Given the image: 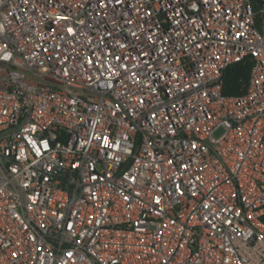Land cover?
Wrapping results in <instances>:
<instances>
[{
    "label": "built area",
    "instance_id": "2783aa9c",
    "mask_svg": "<svg viewBox=\"0 0 264 264\" xmlns=\"http://www.w3.org/2000/svg\"><path fill=\"white\" fill-rule=\"evenodd\" d=\"M263 217L264 0H0V264H264Z\"/></svg>",
    "mask_w": 264,
    "mask_h": 264
},
{
    "label": "trees",
    "instance_id": "16d2710c",
    "mask_svg": "<svg viewBox=\"0 0 264 264\" xmlns=\"http://www.w3.org/2000/svg\"><path fill=\"white\" fill-rule=\"evenodd\" d=\"M251 65L252 62L249 58L230 64L223 74L222 93L225 95H239L245 92L249 84Z\"/></svg>",
    "mask_w": 264,
    "mask_h": 264
},
{
    "label": "rangeland",
    "instance_id": "374dc122",
    "mask_svg": "<svg viewBox=\"0 0 264 264\" xmlns=\"http://www.w3.org/2000/svg\"><path fill=\"white\" fill-rule=\"evenodd\" d=\"M221 132H222V129L219 128V129H217V130L214 132V134H215V136H218Z\"/></svg>",
    "mask_w": 264,
    "mask_h": 264
}]
</instances>
